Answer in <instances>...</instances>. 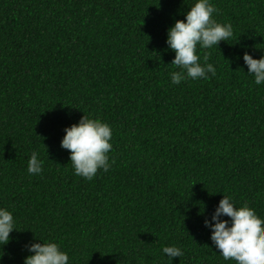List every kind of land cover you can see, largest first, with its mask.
<instances>
[{
  "label": "trees",
  "instance_id": "1",
  "mask_svg": "<svg viewBox=\"0 0 264 264\" xmlns=\"http://www.w3.org/2000/svg\"><path fill=\"white\" fill-rule=\"evenodd\" d=\"M194 2L0 0V207L17 221L0 264L36 236L70 264H171L166 246L184 252L172 264H234L204 222L223 193L264 220V85L243 61L264 55V0H213L234 29L198 52L216 75L174 85L167 30ZM84 114L113 129L115 163L91 181L61 147Z\"/></svg>",
  "mask_w": 264,
  "mask_h": 264
},
{
  "label": "clouds",
  "instance_id": "2",
  "mask_svg": "<svg viewBox=\"0 0 264 264\" xmlns=\"http://www.w3.org/2000/svg\"><path fill=\"white\" fill-rule=\"evenodd\" d=\"M218 9L213 0H195L184 14L183 20H176L167 30L166 43L175 55L171 61L177 71L170 73L171 83L179 85L186 80L210 79L216 75V67L208 62V56L201 57L200 50L218 48L221 41H229L234 35L230 22H219L214 17ZM247 74L254 77L257 86L264 85V55L254 58L248 51L243 54ZM211 74V75H209ZM61 147L70 153V163L76 176L91 181L99 170L108 172L115 163L109 153L113 150V129L106 121L84 114L77 123L64 129ZM43 171V160L39 152L33 151L27 164L30 175ZM227 217L228 219H222ZM211 230L210 239L219 255L234 264H264V220L247 204L237 207L236 201L223 193L211 219L205 220ZM13 211L0 207V245L12 239L10 233L17 230ZM39 241V242H37ZM30 255L24 264H70L66 250L55 241L34 238L26 245ZM164 257L184 255L178 246L162 249Z\"/></svg>",
  "mask_w": 264,
  "mask_h": 264
}]
</instances>
